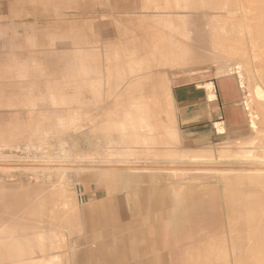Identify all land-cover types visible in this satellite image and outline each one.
Returning <instances> with one entry per match:
<instances>
[{"label":"rangeland","instance_id":"374dc122","mask_svg":"<svg viewBox=\"0 0 264 264\" xmlns=\"http://www.w3.org/2000/svg\"><path fill=\"white\" fill-rule=\"evenodd\" d=\"M30 1L31 0H0V171H1L0 172L1 173L0 182H2L5 186V187L3 186L4 188H1L0 191L1 192L9 191V205L2 207L1 209L2 211L1 210L0 211L4 212L5 209L6 211L7 209L9 210L10 207L14 206L13 205L14 203L18 204L19 202L18 205L15 204V207L19 206L20 201L22 199L18 201L19 200L18 197L23 196L25 194L23 198L25 197L24 198L25 201L26 202L28 201L32 205L29 204L30 205L29 206L28 203L25 204L21 202L22 205L24 204L22 207H20L21 205L19 206L21 209L24 210V212L21 210L22 211L21 214L24 213L23 215L24 216L26 215L25 217L29 216L30 214L32 218L35 216L37 212H38L37 214H40V213L42 214L43 211H39V208H38V205L40 207L41 205L38 204L37 202L36 203L38 205L35 204V202L31 203V201H29V198H31L32 195L30 196L28 194L32 192L30 190H33V193L31 194H33L32 197L35 196V193H36L35 187L37 188L36 182L37 184H39V182L44 183L43 184L44 187L46 186L45 184L47 183L49 184V187L50 185L55 184L54 185L55 188H52L53 187L52 186L50 188L51 190L49 189V192L51 191L50 193L48 192L47 189L44 190V191L47 190L46 191V193H48L47 196L50 194L47 199V203H49L48 201H50L54 204V202L56 201L55 200V197H56L58 202L62 201L61 202L62 204L60 203L61 206L59 204L60 206L59 207L55 202V204L57 205V208H55L57 210L56 212H54L55 204L53 205L51 203L52 206L51 204L50 206L49 204L48 205L44 204L43 206H46L44 207V209L49 207L48 209H46V211L48 210L47 214L49 213V209L53 208L51 209V211L54 213L52 214L55 217V215L59 214L60 213L59 211L63 209H64L63 211L65 212H67L66 210L68 209L70 210L71 207H73L72 205H74V207L72 208V211L73 210H74L73 212L78 211L77 213L79 214L78 215L79 221L78 219L75 220L77 223L74 221L73 225L72 223L71 225H69V228L68 226L59 227L56 225L57 226L56 231L52 235V236L56 235L57 238L56 237L54 238L56 239V241L59 240L60 243L57 241L58 243L56 242V244L58 245V247L53 249L49 254H56L57 257H59L61 264H71L72 256L70 254H75L73 264H76V261L78 259L76 258L77 254H100L99 251L95 250V248L100 247V246H103V247L107 246L110 249V251L108 252L106 251L107 254H123L119 258V262L121 264H124L125 262L126 263L129 262L130 264H144L145 260H147V264H172V263L176 264L178 260H179L177 262L178 264H187V261H188V264H192L193 263L192 261L187 260V259L191 260L190 256L188 257L187 255L186 256L181 255V256H176V257L171 258L170 256L171 254H158V248L160 246L159 240L155 241L152 235L159 232V228H162L165 230V224L161 222L160 220H166V219L170 220L169 219L170 214H168V212L170 211V208L166 209L168 204L167 205L165 204L163 207H160L161 204L163 203V200L165 203L166 202L168 203V201L163 198L165 196L171 195L170 194L171 188L174 191L175 190L179 191L178 194L176 193L177 196L180 193L183 194L184 193L183 191L187 190V189L183 190L185 188L184 186L179 187L181 186L182 182L185 186L187 185V182H184V179L186 181L189 178L187 177L188 178L187 179L183 177L187 169H188L187 173L189 172V170L194 169V168L202 169V170L204 169L205 174L209 172V171L206 172L207 170H211V171L214 170L216 173L211 172L210 174L209 172L210 175L206 174L208 176L207 177L208 180L206 179L205 181H207V183H210L209 185L213 184V182L215 184L218 182L217 183L218 190L216 189L214 185H213L214 186L213 188L217 191H220L219 193L221 196V200H223L222 205H221L223 207V211L225 210V208H230V205L224 201V193L225 191L227 192V190L229 189L228 187H230L228 185L231 183V186H232L235 183V180H236L235 176H238L237 173H239V175L241 174L243 175L247 171L249 173H252V171H250V168L252 169L253 167L249 168L248 165H253V164L248 163L246 165V163L248 161L251 162L252 160L256 161L257 159L260 162L262 158L258 156L257 158L255 157L256 155L261 154V152L264 154V150L263 149L260 150V148L262 147L260 140L264 142L263 141L264 139H262V136L264 138V135H263L264 134L263 133L264 132V103H262V105L260 103V102H264L263 101L264 100L263 99L264 98V87H263L264 79H262L263 82H261L260 78L259 80L257 79V77L260 76L259 73L258 74L255 73L256 75L252 76L254 79V81H252L253 83L246 81L247 79L249 80L248 77L245 78L246 80L242 79L241 77L242 74L239 76L238 73L239 72L241 73L242 70L247 72L246 71L247 69L249 71V68L247 66L244 67L246 70L244 69H240V71L234 70L232 73L227 72V74H220L218 73V71L212 70L211 75L208 76V75H205L203 72L199 74V78H190L189 80L177 82V83H173L171 79L167 80L166 77H165L166 80L163 79L166 82H168V86L171 84L172 87L170 86V88L173 90L174 95H175L174 97L176 100V108H175V113H174L175 115L173 113H170V115H171V119H173V117L175 116L176 117L175 119L177 122L178 101H181L183 97V93L181 90L183 89L191 90L192 100L190 102H194V103L199 102L198 104L201 107V110L203 111L206 110V112H211L213 109V106H215L216 104L215 103L216 92H215L213 82L221 78H224V77L232 78L233 81L239 85V90L240 92H242L240 100L242 101V104L247 111L246 135L243 138H240L236 141H227L226 132H225V129H226L225 123L221 120H216L212 125L214 127V132L216 135L213 137V141L212 140L210 141L211 143L209 142L206 144L205 150L201 151L200 154L196 150L188 151L182 148L183 146L180 143L181 139H175V140L169 139L168 142L166 141L165 144L159 143L157 146L155 145L151 146V143L149 142V140L145 139V143L144 144L142 143L143 146L138 147L136 150H135V147L132 145L131 147L128 145L127 147L125 146L126 147L125 149L121 147V144L123 143H121V140L119 141V134L115 132L114 134L116 136L114 138V141L118 143L114 147L110 146L111 148L110 147L106 148L103 145V143L105 142L106 144L107 142H111L113 141V138L111 137L109 138V140L103 138L105 141L103 139H102L103 141L98 140V139L94 140L93 134L96 132V134L98 135L100 134L99 136H101V131L104 134H107L105 133L107 130L104 131V129H107L108 125L106 128L104 125L102 126V123H103L102 119H104L103 117L105 116L103 114H106L105 112L109 107L114 106V102L117 103V101L115 100H116V97H118L119 93L117 90L115 91L114 95L112 94L113 96L111 97L107 96L108 95L107 87L109 86V82L107 83V81L108 79H111V78L113 79V77H117V75L112 76L108 73V71H106L107 70L106 68L109 67V65L107 66L108 58L106 60L103 54H107V52L109 51L112 52L113 50L117 52L116 49L122 46L121 50L118 49V54L119 52L121 53L120 54L121 60L120 58L117 57L118 61L114 59V61H112L111 63V59H109L110 61L109 63L113 64V66L110 65V67L112 66L111 68H113L112 70H116V69L118 70L121 68V66L124 67L123 65L124 62L123 64L121 63L122 60L124 61L122 57L123 56L130 57V54L133 53L129 50H125V51L123 50V48L129 45V44L127 45L126 42L128 41L127 38L128 39L131 38L129 37L131 35L130 34L122 35V33H125V32L128 33L127 31L129 30L125 29L124 30L125 32L121 30L122 33L120 34L121 28L118 27V24H117V28L119 29V32H117L118 29L115 26L114 27L116 28L115 29L116 31L113 30L114 27H112V25H115L113 24L116 21L115 19L117 18V21L119 19L118 17H116V14L119 13L118 11L119 10L123 11L125 9L127 10L128 6L124 5L122 0H106V2H104L105 0L104 1L101 0L103 3L102 2L100 3V0L98 1L97 0L95 1L87 0L88 3L83 0H81V2L80 0H78L75 2H77V4L78 2L80 3V6L82 8L80 12L76 11L77 10L76 8L78 7L76 4H74V1H73V3L70 5L76 6V7L73 6V8L71 7L76 12L72 11L71 8H69L70 9L69 12L71 11L72 12L71 14H68L69 12L67 13L68 9L66 6L67 11L62 12L61 14L59 13L60 10L57 9V3L55 2V0H51V1L49 0L48 3H50L51 5L47 4V6L48 7L50 6L51 8L49 9L48 7H46V9L41 8V10L44 9L46 11H49L51 14H45V12L43 13V10L42 12L41 10L40 12L39 10H36L37 5L44 7V5L40 4L41 1L39 3L38 2L39 0H32V3L34 5L37 4L36 7L32 5ZM184 1L177 0L178 2L177 3L178 6H177L176 0H150L147 8L144 7L141 11L146 10L147 12L148 11L156 12V7L155 8L153 7L151 9V5L154 6L156 4L157 12L154 13L155 15L150 12V14H153L152 17L155 16L153 17V19L158 18V17L160 18V16H163L162 18L164 17L166 18L169 12H174V15L178 14V12L181 11L179 6H183L181 7L183 9L182 11H185L188 8V6H191L188 8L189 10H186L184 12V14L186 15L188 14V16L190 15L191 18H196L194 16L197 15L198 19H201L203 16L201 11H203L204 7L203 8L201 6L200 8L192 7L194 6V2L197 0L195 1L190 0V2L192 3H188L189 1L186 2V0ZM199 1L201 0H198V2ZM204 1L205 0H203V2ZM211 1L209 0V2ZM232 1L234 0H231V1L222 0V2L219 0L217 1L215 0V2L214 1L212 2L214 3L213 5L210 3V5L205 6V9L206 7H208L209 9L208 8L207 9L210 10V12L208 11L209 14L211 13V16H214L212 15V13L214 14L213 11H216L218 8L224 11L225 7L223 6L226 5L227 2H229L228 4L232 3ZM236 1L239 2V0H235L234 2ZM246 1H247V4L248 3L252 4L254 3L255 0H252L253 2L250 0H246ZM85 2L87 5L85 4ZM98 2L100 5H98ZM179 2H183V5L182 3L180 5ZM219 2L221 4L224 3V5L222 4V7H221ZM243 2H245V0ZM256 2H258V0ZM262 2H264V0ZM104 3L105 5H101ZM186 3L187 5H185ZM204 3H206V1ZM215 3H218L221 8L216 7ZM211 5L213 6L214 10L210 9ZM33 6L35 7V9L33 8ZM68 7L70 6L68 5ZM148 7H149V10H148ZM175 7H179V8H175ZM193 8L196 11L199 9L200 13H198L199 11L196 13ZM104 9L107 11H109L110 9V11L112 10L113 12H115L114 9L118 11L116 14H114L115 16L112 15L113 13L110 14V11L107 12L108 13L107 15L110 14L109 18H107L108 16L105 15L106 13L102 14L103 17L102 15H99L100 12L102 13L103 11H105ZM205 9L204 11H207V9L206 10ZM219 9L215 12L216 13L215 15L221 16L223 12L221 11L222 13L220 14ZM78 10H80V7L78 8ZM126 10L123 11V13L126 12ZM193 10H194V13H193ZM211 10L213 11L211 12ZM187 11H189V13L190 12L192 13L189 14L187 13ZM73 12L76 13L77 16ZM207 13L206 15L208 18L210 15ZM119 14L121 15L122 12ZM164 14H167V15L164 16ZM192 14L194 16H192ZM198 14H201V15L198 16ZM69 15H72L75 18H72V16L69 17ZM85 16H89V17L87 18ZM110 16H114L116 18L113 17L114 19L113 20L112 17ZM188 16L186 17V20H188L187 19ZM205 16H203L204 18H202V20L206 18ZM210 18L214 19V17H210ZM251 18L252 20H255V24L253 23L255 29L250 28L251 25H253L252 20L249 19L250 23L247 22L250 24L249 29L250 30L253 29L251 33L252 32L254 33V30L260 31L261 28H263V30H261L263 32L264 22H256L259 20L255 19L254 17H251ZM213 19H210V20L212 21ZM112 20H113V23H111ZM224 20L222 18L223 22ZM214 21L216 20L214 19L213 22ZM88 22H91L92 24ZM164 23H167V22L165 21ZM256 23L258 24L263 23V25L262 26L259 25V28L256 29V26L258 25ZM104 24L105 26H103ZM155 24H156V21H155ZM240 27H242V25ZM150 30L151 29H148L149 32ZM112 31H115L117 33H114ZM256 33H259V32H256ZM10 34H14V38ZM116 34L118 36L121 35L119 36L120 38H118ZM73 35H74V38H72ZM122 36H125V37L128 36V37L125 39ZM106 38L111 39V42L110 40L107 39L111 47L107 48L106 45L104 44L105 42L103 40L104 39L106 40ZM107 40L106 42H108ZM117 40L119 41L121 45L118 43ZM112 41L115 44V45L113 44L115 46L113 50L111 49L113 48ZM230 41L232 45L234 46V47L229 48V49H233V52H232L234 53L233 56L237 55L241 59V55H244V53L246 52V50L244 51V45L240 46L241 40L239 38H233V39H230ZM101 42H104V43L101 44ZM117 44H119L120 46H118ZM148 44H151V45H148ZM148 44L147 43L146 45L144 44L145 47L149 46L150 48H153L155 46V44L153 43L154 46L152 47V42L151 43L148 42ZM102 45H104V47ZM106 48L108 50L109 49L111 50L108 51ZM110 52L108 53L109 55L107 54L108 56L106 57L110 56ZM122 52H123V56H122ZM94 53L97 56L95 58L93 57ZM131 55H132L131 57L132 60L131 58L127 57L129 61H134L137 59L134 53ZM133 55L135 57H133ZM230 55L232 57V58L230 57L231 58L230 60H233L235 57H233L232 54ZM243 57L244 56H242V58ZM235 59H237L235 61H237L238 63L235 62L234 60L232 63L234 64V67L235 65L239 64V67L237 66L239 70V68H242V66H244V63H245L244 58L241 59L243 60V63L241 62L239 58H235ZM115 60L117 61V63H120L121 65L120 66L119 64L116 65ZM128 60L126 59L125 63ZM137 60L139 61L143 59L138 57ZM137 60L135 61V63H137ZM151 60H149V62L150 61L153 62L152 64L156 63V61L160 62L159 60H157L156 57L152 58ZM143 61H139V63H142ZM239 61L241 62L242 66L240 65ZM147 62L148 61L146 60L145 64ZM38 63H39L40 69H38ZM98 63H100V65L97 67L98 70L100 71V74H95L93 71L95 69V66ZM154 66L155 67L153 69L155 70H159V69L170 70V69L176 68V67L172 68L170 64L166 65L164 68L158 67L157 64H154ZM215 67L220 68L219 66H215ZM250 69H252V67H250ZM108 70L111 73V69L109 68ZM139 72H141V70ZM245 72L243 73L244 77L245 75L248 74V73L246 74ZM143 73H145L144 70H143ZM247 76H249V74ZM148 85L150 86L151 84L147 83L145 85V88H144L145 94L151 89ZM157 85L155 86V88L157 87ZM256 85L258 86L260 85L262 86V88L261 87L258 88V86ZM254 87H256V90L261 92L260 94H262L263 96L259 95V92H258V95H259L258 97L257 94H255L256 91ZM106 96L110 98V99H106L107 101L104 99V97L106 98ZM260 97L262 101L260 100ZM198 98H200V100H198ZM258 100H260V102ZM258 102L260 104H258ZM108 111L110 110L108 109ZM170 115L168 114V112H166V115H162V117L166 120L167 119L169 120ZM84 117L86 119H84ZM81 118H82V121H80ZM96 118H100V119L102 118V119L100 120ZM50 119L54 121L51 122ZM88 119L95 120L96 122L94 121V126L98 125L96 126L97 128L98 127L101 128L102 126L104 127V128H101L103 130H99V129L97 130V128H93L95 129V131L93 130L94 133H92L91 131L92 129L90 125L91 123L90 124L88 123L89 121ZM48 120L50 121L49 122L50 124L47 123ZM85 120L87 122H84ZM98 122L100 124H98ZM89 127L90 129L87 130V128ZM159 128H160V125H159ZM178 130H179V127H178ZM178 130L172 127L171 129L168 130V133L174 134ZM255 136L259 138L258 139L259 141L257 140ZM45 140H47V142ZM106 140L108 141L106 142ZM238 141H240V143ZM244 141H245V144H244ZM254 141L257 142L258 144L255 143ZM71 143H72V146H69L71 145ZM246 143H248V145ZM260 144H261V147H259ZM73 145L75 146L73 147ZM173 146L175 148H173ZM120 147L125 150L121 149L122 150L121 151ZM239 147L241 148L243 147V149H238ZM93 148H95V151ZM130 148H131V151L129 152L128 150ZM244 149L245 151H247V153H245ZM152 150H157L158 153L160 152V154L158 155ZM151 151L154 153H152ZM255 151L256 152L259 151L260 153L259 152L256 153ZM104 152L106 154H104ZM108 152H109V155H111L112 159L108 157L109 156ZM121 153L123 155L126 154L127 157L125 155L124 156L121 155ZM251 153L255 155V157L254 156L248 157V155L250 156ZM46 154L48 157H46ZM190 155L192 159L190 158ZM104 157H106V159ZM166 157H168V159H165ZM103 158L104 160H102ZM99 159H100V162H99ZM67 160L70 162H68ZM89 160L90 161L96 160L100 164L96 163V161L94 162L95 164H93V162L91 164ZM105 160H109V161L113 160V161H119V162L122 160H128L131 163L129 162L127 163L126 161H124L121 163L117 162L119 164H116L114 162L115 165L112 164L111 166L110 164L109 166L108 165L106 166L105 164H109L111 162L109 163L106 162L104 164L103 161ZM132 160L134 161L137 160V161L132 162ZM194 160L195 162L200 161V164L198 165H202L203 167L201 166L197 167V163L193 162ZM41 161L44 163H42ZM79 161H81V163ZM190 161L191 163H193V165L195 164L196 167H194L190 163ZM261 161L264 162V160H261ZM82 162L83 163L86 162V164H83ZM87 162H89V164ZM203 163L205 166L203 165ZM191 165L192 167H190ZM68 168L74 169V170L70 171ZM78 168L79 169L80 168L82 169L91 168V169L84 171V172H80L78 171L79 170ZM115 168L122 169V171L119 172V175H122V176L120 177L119 175L116 176V171L112 170ZM64 169H67V170H64ZM94 169H101V170L95 171ZM107 169H111V170H107ZM123 169L124 170L133 169L134 171L129 172V171H124ZM52 170L54 172H52ZM76 170L82 173L81 175L87 173V176H91L86 179L84 178L83 181L80 183L83 184L82 187L86 191L87 187L92 186V184L96 182L94 183V186L95 184L98 186V188L95 187L96 191L98 190L97 194L93 192L95 190L91 192L89 191L87 192V194L86 192L84 193L83 189H82L83 191L81 190L82 187L80 188L79 183L75 182L77 181V179L79 182L78 177L80 176V173H73V172H77ZM97 172H100V173L103 172L102 173L103 179L102 180L100 179V181H99V177L98 179L94 177L97 175ZM59 173H60V176H59ZM200 173L202 174V172ZM55 174H58L59 177L56 176ZM76 174H79V176H75ZM106 174H109L107 178H105ZM4 175H7V176H4ZM71 176L73 179L71 178ZM195 176H196V173H195ZM81 177L82 176H80V178ZM203 177H200V178H203ZM216 177L217 179L215 180L214 178ZM60 178L62 180V184H61V181L59 180ZM195 178L199 179V177H195ZM202 181L203 179L200 182ZM233 181L234 183H232ZM55 182H58V183H55ZM203 182L201 183L202 185H203ZM42 183H40L41 185L40 187H43ZM75 183L80 188L79 190H77V187H76L77 185ZM33 184H35L36 186H31ZM61 185L62 186L65 185L64 186L65 190ZM209 185L206 184L205 186L208 187ZM40 187L39 189H43ZM71 187L74 189L75 192H73V189ZM91 188H94V187H91ZM60 189L62 190V192ZM37 190L38 188L36 189V191ZM68 190H71L69 191L71 192V195L75 194L77 191L81 192L79 193V196H78V193L74 195L73 200L75 201L72 202L73 203L72 205L69 203H71L73 197H70V193L68 192ZM129 191L135 192V195L134 196H131V194L127 195V201H125L126 202L125 203L126 207H125L124 201L119 198V194L122 193L123 195ZM92 192L95 194H92ZM171 192H172V195L173 194L176 195L175 192L173 191ZM82 193H83V199H82ZM41 194L42 193H40V197H41ZM26 195H28L29 197ZM15 196L17 197L18 200L15 199ZM26 197H28L27 200H26ZM68 197L71 200L70 202L68 200ZM13 199L15 200L13 201V203H11ZM32 199H34L33 201H35L38 198L37 199L32 198ZM58 199H60V201ZM65 199L68 201H64ZM35 205L37 206L36 209L30 208L31 206L35 208ZM75 205L77 206V210L75 208ZM66 206H69V208H66ZM109 206H110V209H109ZM112 206L114 207L113 209L115 210L112 209ZM27 207H29V211L33 213L36 211L35 214L27 212L28 211ZM63 207H65L66 210ZM13 209L17 211L15 212L16 215L19 214L20 211L16 210L17 208H13ZM12 210L9 211L11 212V214H12ZM25 211L28 214H25L26 213ZM72 211H68V213L70 214V212L72 213ZM224 212H225L224 214H226V210ZM23 215L21 216V218L23 217ZM44 215L46 214L44 213ZM88 215L92 216L91 221L90 220L86 221V216ZM106 215L107 216L110 215V217H107ZM30 216L27 217L29 219L28 223L30 222ZM47 216H50V215L48 214ZM38 217L36 218L34 217L33 220L35 222L37 221L38 223L40 222V224H38L37 222L32 223L33 222L32 219H31L32 220L31 223L35 225L38 224V226L41 227V230L45 231V233L47 232L45 228H48V230L50 228L53 231L55 230V225L53 226L50 225L51 224L50 221L45 219L46 221H48L46 222L44 219H42L43 221L42 222L43 225H42L41 219L39 218L40 220H37ZM11 218L12 217H10V221H8L9 224L12 223ZM7 220H9V218ZM24 220L26 221L25 223L27 225L28 224L27 220L26 219ZM22 221H21L22 225L19 224L20 227L25 225L24 221L23 223ZM44 222H46L47 226L45 225ZM31 223H30L31 226L28 225L29 227L27 229L29 230L30 234L32 232L35 234L34 231L36 230L38 232L40 231L39 233L36 231V235H40L41 233H43L40 230V228L37 229V226L35 225L32 226ZM48 224L50 226H48ZM75 225L79 226L80 228L79 227L76 228ZM71 226H72L71 229H73V231H71L72 234L71 232L69 234L68 230L70 229ZM116 226H118V228L120 229L119 230L120 233H118L117 230L115 229ZM62 227L63 229L67 228L68 230L66 229L65 231H63V229H61ZM31 228L33 229V231H31ZM57 228H60L64 233L60 229L57 230ZM76 229H79V230H76ZM19 230L20 229L18 228L17 231L20 232ZM57 231H60L61 234L58 235ZM62 233L64 235H62ZM37 237L38 236H36L35 238ZM119 245L123 248V250L114 251L113 247L119 246ZM37 253L38 252L33 253V254H37ZM231 255H230V260L235 254H233L232 257ZM173 258H176L177 260L176 259L173 260ZM172 260L175 262H173ZM88 261L89 263H91L90 259ZM233 262H234V258H233L232 263ZM200 264H203V263H200Z\"/></svg>","mask_w":264,"mask_h":264},{"label":"bare ground","instance_id":"6f19581e","mask_svg":"<svg viewBox=\"0 0 264 264\" xmlns=\"http://www.w3.org/2000/svg\"><path fill=\"white\" fill-rule=\"evenodd\" d=\"M40 1H41V3H40ZM70 1H72V2H70ZM73 1H74V4H76L78 8L80 7V10H78V8H76L77 9L76 11L80 12L82 10L80 3L78 2V4H77V2H75L78 0H55V2L57 3V9L60 10L59 13L62 14V12L67 11V9H68V11H67V13H68L70 11L69 8H71V7L73 8V6H75V5H72V6L70 5L73 3ZM83 1L87 2V0H83ZM97 1H96V3H97ZM102 1H104V0H102ZM102 1L100 0V3ZM122 1H123L124 5L128 6V9L127 10L125 9L126 12H124V13H123V11H125V10H123V11L117 10L119 13L122 12L121 15L119 13L116 14L117 11L115 9H114L115 12H113L112 10H111L112 11L111 12L110 11L111 7L109 5L110 14L111 13H113L112 15L116 14V17L119 18L117 21V18L114 17L115 15L110 16V17H112V19H113V17L116 18L115 20L118 22L117 23L115 21L116 23L115 22L113 23V20H114L113 19L111 21V23H113L115 25H112V27L115 26L117 28V24H118V27L121 28L120 34L125 29L129 30V31H127L128 33H126L125 31H124L125 33H122V35H124V34L125 35L126 34L131 35V36H129V37H131L129 39L127 38L128 36L127 37L122 36L125 39L127 38L128 41L126 43H127V45L129 44L127 47L123 48V50L124 51L129 50V51L133 52L135 54V56L137 57V59H138V57L142 58L144 61L143 60H139V61H143L144 63L143 62L139 63V61L136 58L135 59L137 60V63H135L136 60H134V58H133L134 61H129L128 58H131L132 57L131 54H133V53L130 54V57L127 56L128 57L127 58V57L123 56V52H122V56H123L122 59H124V61L122 60L121 63L123 64V62H124V64H123L124 67L121 66V68L118 70L117 69L112 70L113 68H111V67L113 66V64L109 63L110 62L109 59H111V63H112V61H114V59L117 60V57L120 58V60H121V57H120L121 53L119 52V54H118V49L121 50L122 46L120 48H117L116 49L117 52H116L115 50H113L115 47L114 46L115 44L112 41V47L113 48H111V49L113 51L110 52L109 50H111V49L108 50L107 48L111 47L110 43L108 41V40H110V42H111V39L106 38V40L108 39L107 40L108 42H106L105 39L103 40L105 43L101 42V44L104 43L106 45V47H107L106 49L110 52L109 57H106L109 55L108 54L109 52H107L108 55L103 54L105 56L106 60L108 58L107 66L109 65V67L106 68L107 69L106 71H108V73L112 76L117 75V77H113V79L111 78V79H108V81L106 80L107 83L109 82V86L107 87L108 91L106 90L108 92L107 96H109V97L113 96L115 91H117V90H118L119 95H118V97H116V100H115V101H117V103L114 102V106L108 108L110 111H108V109H107L105 112L106 114H103V115H105L103 117L104 119L101 118L103 120L102 126L104 125L106 128L108 125L107 129H104V131L107 130L105 132L107 134H104L101 131V136H99L100 134L98 135V134H96V132L95 133L93 132V130L95 131V129H93V128H97L96 126H98V125L94 126V121H95V120H93L94 118L88 119L89 120L88 123L89 124L91 123L90 124L91 129H92L91 131H92V133H94L93 134L94 136L92 135L94 137V140L98 139V140L103 141L104 140L103 138L108 139V140L111 137L113 138V141L107 142L108 140H106L107 143L106 144H105V142L103 143V145L106 148L110 147V146L114 147L118 143V142L114 141V138L116 136L114 134V132L119 134V141L121 140V143H123V144H121V147H123L125 149H126L127 145L130 147L132 145L135 147V150H136L138 147L143 146V144L145 143V139L149 140V142L151 143V146H153V145L157 146L159 143L165 144L166 141L168 142L169 139H173V140L180 139V132L178 130V125H177V122L175 119L176 117L174 116L175 115L174 114L175 108H176V100L174 98L175 95H174L173 90L170 88L171 84L168 86V82L165 81L166 80L165 77L167 78V80L171 79L173 81V83H177V82L189 80L190 78H199V74L203 73V72L205 75H208V76L211 75L212 70L218 71V73H220V74H227V72L232 73L234 70H236V71H240V69L246 70L244 67L247 66L249 68L250 72L248 71V69L246 70L247 72L242 70L241 73L240 72L238 73L239 76L242 74V76H241L242 79H245L246 77H248L249 80L248 79L247 80L245 79V80L247 82L251 83L252 81H254L252 76H255L256 75L255 73H257V74L259 73L260 76L257 77V79L259 80V78H260L261 82H263L262 79H264V31L262 32L261 30H263V28H261L260 29L261 32L259 30H257V31L254 30V33L253 32L251 33V31L253 29H255V27H254L255 20H252L251 17H254L255 19L259 20L256 22H264L263 21L264 20V2H262L263 0L262 1L258 0V2H256L257 0H255L254 3H252L253 1L250 0V1H252L251 2L252 4H250V3L247 4L246 0H245V2H243L244 0H242V1L239 0V2L238 1L234 2L235 1L234 0L230 4H228L229 2H227V4L225 3L226 5H224V3H222L224 5L223 7H225V10L223 11L222 9L218 8L220 11V14L223 12V14L221 16L215 15L216 14L215 12L218 9L216 11H213L214 9H213L212 5L214 3H212V2L213 1L215 2V0H213V1L210 0L211 2H209V0H205L207 4L204 3L205 1L203 2V0H201L199 2H198V0L197 1L191 0V1H195L194 6H192L194 8L195 7L200 8V6H201L202 8L204 7V9H205V6L210 5V3L212 4L210 6V9H213V10H211V12L212 11L214 12V14L212 13V15H214V16H211V13L209 14L210 10H208L209 8L206 7V9L208 8L207 11H204V9H203V11H204V13L205 12L207 13L209 11L207 14H209L210 16L208 15L209 17L207 18L206 13L204 14L203 11H201L203 16L206 15L205 16L206 18L204 20H202V18H204L203 16H202V18L200 17L201 19H198L197 15L194 16L192 14V16H194L196 18H191L190 15L188 16V14L187 15L184 14V12L186 10H189L188 8L191 6H188V8L185 11H182L183 9L181 7H183V6H179L181 11L178 12V14L175 13L176 15H174V12L167 11V12H169V14L168 15L164 14V16L167 15L168 17L166 16V18L165 17L162 18L163 16H160V18H159L157 16L158 18L153 19V17H155V16L152 17V15L157 12V5L156 4L155 5L153 4L154 6L151 5V9L153 7L154 8L156 7V12L148 11L149 12L148 13L146 10L141 11L144 7L147 8L150 0H140V1L139 0L138 1H136V0H122ZM187 1H189L188 3H192V2H190V0H186V2ZM219 1L222 2V0H219ZM224 1H226V0H224ZM30 2L32 3V0ZM38 2L41 5H44V7L38 6L37 4H36L37 5V7H36V5H34L33 3H32V5H34L36 7V10H39V12H40L41 8L46 9V7H48L47 4L51 5L50 3H48L49 0H39ZM42 2H43V4H42ZM80 2H81V0H80ZM86 2H85V4H86ZM104 2H106V0ZM177 3L178 2L176 0V4ZM179 3H180V5H181V3L183 5V2H179ZM67 4L70 7H68ZM217 4L218 3H215L216 7H220V5L222 7L221 3H220V5L218 4V6H217ZM98 5H100L99 2H98ZM101 5H105V3L101 4ZM185 5H187V3ZM190 5H192V4H190ZM34 6H33V8L35 9ZM66 6H67V9H66ZM106 6H108V5H106ZM177 6H178V4H177ZM179 7H175V8H179ZM185 7H187V6H185ZM216 7H214V8H216ZM37 8H39V9H37ZM48 8L50 9L51 7L49 6ZM72 8H71V10L75 11ZM42 10H43V13L45 12V14H51L49 11H46L44 9H42ZM42 10H41V12H42ZM148 10H149V7H148ZM194 10H193V13H194ZM200 10H202V9H200ZM109 11L105 10L102 13L101 12L100 13L98 12V13H99V15H102L105 13H106L105 15H107L108 14L107 12H109ZM190 11H191V9H190ZM198 11H199V9L197 11L195 10L196 13ZM71 12H69L68 14H71ZM150 12L153 14H150ZM96 13H97V11H96ZM187 13H189V11H187ZM190 13H192V12H190ZM198 13H200V11ZM74 14L76 15V13H74ZM109 15H107L108 16L107 18H109ZM200 15L201 14H198V16H200ZM70 16H72V15H69V17ZM89 16H85V17L88 18ZM187 16H188V18H187L188 20H186ZM215 16H217V17H215ZM218 16L220 19L218 18ZM102 17H103V15H102ZM210 17H214V19L216 21L213 22L214 19L210 18ZM72 18H75V17L72 16ZM209 18L213 19V20L211 21ZM222 18H223V20L225 19L224 22L222 21ZM249 19L253 21V22L251 21L252 24L254 23L253 25H251V27L249 24L250 23ZM179 20H181V21H179ZM155 21H156V24H155ZM165 21L167 23H164ZM174 21H175V23H174ZM247 22H249V23H247ZM88 23H91V22H88ZM111 23H110V25H111ZM105 24L103 26H105ZM256 24H258V23H256ZM241 25H242V27H240ZM247 25H248V27H247ZM259 25L262 26L263 23L262 24L259 23L256 26V29L259 28ZM115 27L113 28V30L116 29ZM249 27L253 28V29L250 30ZM99 29H101V28H99ZM148 29H151L150 32L148 31ZM96 30H97V28H96ZM248 30H250V31H248ZM115 31H112V32L117 33V32H119V29L117 32H115ZM256 32H259V33H256ZM119 36H121V35H119ZM119 36H118V38H120ZM72 38H74V35L72 36ZM233 38H239L241 40L240 46L244 45V51L246 50L245 53L243 52L244 55H241V59L244 58V62H245L244 66L241 65V62L243 63V60H241L240 57H238L237 55L233 56V54H234V53H232L233 49H229L231 47H234L230 41V39H233ZM148 42H150V43L152 42V47L154 46L153 43L155 44V46L153 48H150L149 46H147L149 48L145 47L146 43L148 44ZM118 43H119V41H118ZM107 44H109V45H107ZM119 44H117V45L120 46L121 44L120 45ZM117 45H116V47H117ZM139 45H140V47H139ZM141 45L143 48L141 47ZM148 45H151V44H148ZM102 46L104 47V45H102ZM95 53L93 55L94 58L97 57ZM230 54H232L233 57L239 58L241 60V62L239 61V63L242 66V68H239V70H238L239 64L235 65V67H234V64L232 62H233V60L235 61L237 59L234 58L233 60H230L232 58ZM135 56L133 55V57H135ZM242 56H244V57L242 58ZM155 57L157 58V60L160 61V62H158L155 60L156 63H154V64H157L158 67L164 68L166 65L170 64V66H172V68L173 67H176V68H173L170 70H167V69L155 70V69H153L155 66H154V64H152L153 62H151L152 61L151 59L155 58ZM126 59L128 61H126V63H125ZM116 60H115L116 65L119 64V66H120L121 64L117 63L118 60L117 61ZM131 60H132V58H131ZM146 60L148 61L147 63H149V64H147V63L145 64ZM149 60H151V61L149 62ZM235 62H237V61H235ZM99 65H100V63H98L95 66V68H97ZM110 65H112V66L110 67ZM215 66H219L220 68H216ZM250 67H252V69H250ZM109 68L111 69V73L108 70ZM139 69L141 70V72H139L140 71ZM143 70L145 71V73H143ZM244 72L246 74L248 73L249 76H247L248 75L247 74L244 77V74H243ZM96 74H100V71L98 69L96 70ZM109 74H107V75H109ZM163 79H165V80H163ZM250 79H252V80H250ZM147 83L151 84L150 86L148 85L151 89L145 94L144 88H145V85ZM250 83H249V85H250ZM259 83H260V81H259ZM156 85H157V87L155 88ZM256 86H258V85H256ZM259 87L262 88V86H260V85L258 86V88ZM254 88H255L256 92L254 90L253 91L255 92V94H257L258 97H259V95H262V94H260L261 92L256 90V87H254ZM155 90H157V91H155ZM258 92H259V95H258ZM107 96H106V98L104 97L105 100L110 99ZM261 97H260V100L262 101ZM260 100H258V101L260 102ZM259 102H258V104L261 103V105H262V103H264V102H260V103ZM110 108H112V109H110ZM166 112H168L169 115H170V113L174 114L173 119H171V115H170V119L169 120L167 119L170 123L162 117V115H166ZM84 119H86V118L84 117ZM96 119H100V118H96ZM50 121L52 122L54 120L50 119ZM50 121L48 120L47 123H49ZM80 121H82V118ZM104 121H106V122H104ZM84 122H87V121L85 120ZM98 124H100V123L98 122ZM172 124H174V125H172ZM159 125H160V128H159ZM102 126H101V128H104ZM172 127L178 131H176L174 134H172V133L169 134L168 130L171 129ZM54 128H55V126H54ZM101 128L98 127L97 130L98 129L103 130ZM88 129H90V127L87 128V130ZM86 138H88V137H86ZM258 139L259 138H257V140ZM262 139H264L263 136H262ZM45 141L47 142V140H45ZM59 141H60V139H59ZM240 141H238V142L240 143ZM260 141H261L262 147H264V145H263L264 142H262V140H260ZM255 143H257V142H255ZM244 144H245V141H244ZM246 144L248 145V143H246ZM261 144L259 145V147H261ZM241 145H243V144H241ZM69 146H72V143ZM74 146L75 145H73V147ZM121 147H120V150L121 149L125 150ZM262 147L260 148V150H262V149L264 150V148H262ZM173 148H175V147L173 146ZM93 149L95 151V148H93ZM238 149H243V147L242 148L239 147ZM96 151H98V150H96ZM128 151L130 152L131 148ZM152 151H154L158 155L160 154V152L158 153L157 150H152ZM244 151H245V149H244ZM154 152H152V153H154ZM257 152H259V151H257ZM43 153H45V152H43ZM172 153H173V151H172ZM242 153H243V151H242ZM245 153H247V151H245ZM104 154H106V153L104 152ZM118 154H120V153H118ZM108 155H109V152H108ZM121 155H123V154L121 153ZM124 155L127 157L126 154H124ZM253 156L255 157V155H253L252 153L250 154V156L248 155V157H253ZM257 156L261 157L262 158L261 160H264V158H263L264 154L262 152H261V154L256 155L255 158H257ZM46 157H48L47 154H46ZM106 157H104V158L106 159ZM108 157L112 159L111 155H109ZM104 158L102 160H104ZM190 158H191V155H190ZM165 159H168V157H166ZM184 160H186V159H184ZM195 160L193 162L197 163V167L198 166L203 167L202 165H198V164H200V161L195 162ZM259 160H260V158H259ZM261 160H260V162L258 161V159L256 161H253V160L251 162L248 161L246 163V165L248 163L253 164V165H248L249 168L253 167L252 169L250 168V171H252V173H249L248 171H247L248 173L246 171H244L246 173H244L243 175L242 174L239 175V173H237L238 176H235V179H236L235 183L233 181L232 183H234V184L232 186H231V183L228 185L230 187H228L229 189L227 190V192L225 191V193H224V201L230 205V208H225L226 214H224L225 210L223 211V207L221 206L223 200H221V196L219 193L220 191H217L218 190V188H217L218 182L216 184L213 182V184H211L212 185L211 186V185H209L210 183H207V181H205L208 177L206 174L210 175L211 172L213 173L215 171L214 170H212V171L207 170L206 172L209 171L210 174H209V172L205 174L204 169L202 170V169H195L194 168V169L189 170V172L187 173V170H188L187 169L185 174L183 175V177H185V178L188 177L191 180V182L187 178L188 180H186V181L184 179V182H187V185L185 186L182 182L183 185L181 184V186H179V187L184 186L185 188L183 190H185V189H187V190L183 191L184 192L183 194L180 193L177 196L179 191H177V190L174 191L171 188V191H173V192H175V194L176 193L177 194L172 195V192L170 191L171 195L165 196L163 198V199H166L168 201V203L167 202L165 203L163 200V203L161 204V206L159 205L160 207H163L165 204L166 205L168 204L166 209L170 208V211L168 212V214H170L169 215L170 220H168V219L160 220L161 222H163L165 224V230L162 228H159V232L152 235L153 239L155 241L159 240L160 246L158 248V254H171L170 255L171 258L176 257V256H181V255L182 256L187 255L188 257L190 256V258H191V260L190 259H187V260L192 261L195 264H200V263H203V264H205V263L206 264H231L233 261V258H234V262L232 264H234V263L235 264H264V167H263L264 162ZM95 161L96 160H94V161L92 160L90 162H91V164H92V162H93V164H95L94 163ZM124 161H126L127 163L128 162L131 163L128 160H122L120 162L119 161H113V160H110V161L105 160V161H103V163L105 164L106 162H108V163L111 162V163L105 164V165L109 166L111 164V166H112V164L115 165V163L119 164V163L124 162ZM136 161L137 160H135V161L132 160V162H136ZM68 162H70V161H68ZM79 162L81 163V161H79ZM99 162H100V159H99ZM99 162L96 161V163L100 164ZM117 162H119V163H117ZM42 163H44V162H42ZM87 163L89 164V162H87ZM127 163H126V165H127ZM190 163H191V161H190ZM83 164H86V162ZM98 164H96V165H98ZM191 164L193 165V163H191ZM192 165L190 167H192ZM203 165H204V163H203ZM129 166H130V164H129ZM193 166L196 167L195 164ZM208 166H210V165H208ZM4 168H2V169H4ZM90 169L91 168H89V169L80 168L78 171L84 172V171H87ZM64 170H67V169H64ZM69 170L72 171L74 169H69ZM94 170L98 171L101 169H94ZM107 170H111V169H107ZM112 170L116 171V176H118L119 172L122 171V169H117V168L112 169ZM78 171L73 172V173H80ZM124 171L133 172L134 170L133 169H126ZM52 172H54V171L52 170ZM200 172H202V174L203 173L204 174L202 175ZM60 173H59V176H60ZM102 173L97 172V175L94 177H96V179H98V177H99V181H100V179L101 180L103 179ZM195 173H196V176H195ZM197 173L200 175H198ZM81 174L82 173H80V176H82L81 178H80L79 174L75 175V176H79L78 177L79 182H78V179L75 182L79 183L80 188L83 185L80 182H82L84 178L86 179L88 177H91V176H87V173H85L83 175H81ZM7 175H4V176H7ZM55 175L58 176V174H55ZM61 176H63V175H61ZM107 176H109V174H106L105 178H107ZM120 176H122V175H119V177ZM195 177H199V179L195 178ZM200 177H203V178H200ZM71 178H72V176H71ZM62 179H64V178H62ZM202 179H203V181L206 182L205 183L202 181L203 185L201 184L202 182H200ZM214 179L216 180L217 177ZM59 180L61 181V184H62L61 178ZM74 180H76V179H74ZM74 180H72V181H74ZM40 183H42V182H39V184H37V182H36L37 188L39 190V191L37 190L38 191L37 192L36 191L37 188L35 187V192L37 193V195L34 192L35 196L38 199L35 196L32 197L33 194H31V193H33V190H30L32 192H30V193L28 192L29 193L28 195H30V196L32 195L31 198H29V201H31V203L35 202V204L38 203L41 205V207H40L37 204L39 211H43L42 212L43 215L41 213L37 214L38 212L35 214V212H36L35 210H34L35 211L34 213L29 211V207H27V209H28L27 212L35 214V216H34L35 218L39 216L37 218V220L41 219V223L43 222L42 219H44V220L46 219V220L50 221V223H51L50 225H52V226L55 225V230L53 231V230H51V228L49 230H48V228H45L47 231L45 233V231H42L41 227L38 226V224H40V222L38 223L36 221L38 224H36V225L32 224V223H36V222L33 220L34 217L32 218V216H30V214H29L30 222L28 223L29 219L27 217H29V216L25 217L26 215L24 216L23 215L24 213L21 214V212L22 211L24 212V210L20 208L24 205V204L22 205V203H25V204L28 203V205L30 204L28 201L27 202L25 201V199H24L25 197L23 198V196L25 194L24 195L22 194L23 196H19L20 198L17 195L19 200L15 196V199H17L18 201H20L22 199L20 201V205H21V206L19 205L20 207L19 206L15 207L16 203H14L13 204L14 206H12L13 208H17L16 210L20 211V212L18 211L19 214L16 215L15 212H17V211H15L12 207H10V208L7 207V208H9V210L7 209L8 212L6 211V209L4 212H1L2 207L9 205V191H6V192L0 191V210H1L0 211V264H61V261H60L59 257H57L56 254H49L53 249L58 247L56 242L57 241L59 242V240L56 241V239L54 238V237L57 238V236L55 234H54L55 236H52V235L56 231L57 226H59V227L60 226H63V227L68 226V228H69V225H71V223L73 225L75 220L78 219V221H79V218H78L79 214L77 213L78 211H75L77 214L75 212H73L74 210L72 211V208L74 207V205H72L73 204L72 202L75 201V200H73L74 195L76 193H78V196H79V193H81V192L77 191L75 194L72 193L73 195H71V192H69L71 190H68V192L70 193V197H73L72 201L68 197L69 202L71 201V203H69V204H71L73 207H71L70 210L69 209L66 210V208H69V206H66V208L63 207V208H65V210L67 212L63 211L64 210L63 209V210H61L62 212L59 211L60 213L56 214L55 217L53 215L54 213L51 211V209H53V208H51V209H49V213H48L50 216H47L48 210L46 211V209H48L49 207L44 209V207H46V206H43V205L49 204V206H50V204L52 202L48 201L49 203H47V199H48L50 194L47 196L48 193H46V191L48 190V192H49V189L52 186H53L52 188H55L54 187L55 184L54 185L52 184L49 187V184L47 183L48 185L45 184L46 185L45 187H47V188H45L43 186L44 183H42L43 187H40L41 186ZM55 183H58V182H55ZM94 183H96V182H94ZM94 183L92 184V186L87 187L86 191L84 190L83 187L81 188V190L83 189L84 193L86 192V194L89 191L91 192V191L95 190L93 192H95L97 194L98 190L96 191V188H98V186L96 184L94 186ZM206 184L209 185L208 186L209 188L205 186ZM36 185L33 184L31 186H36ZM213 185L216 187L217 190H215L213 188L214 187ZM3 186H4V184L2 182H0V189L5 187V186L4 187ZM64 186H62V187L64 188ZM23 187H25V186H23ZM39 187L43 188V189H39ZM76 187H77V190L80 189L78 187V185ZM91 187H94V188L96 187V188L94 189ZM45 189H47V190L44 191ZM64 190H65V188H64ZM18 191H20V190H18ZM22 191H23V189H22ZM22 191H20V192H22ZM61 192H62V190H61ZM73 192H75L74 189H73ZM93 192H92V194H95ZM38 193H39V195H38ZM40 193H42L41 197H40ZM69 193H68V195H69ZM18 194H20V193H18ZM28 195H26V196H28ZM61 195H63V194H61ZM45 196H46V198H45ZM55 196H53V197H55ZM28 197H26V200L28 199ZM32 198H35L37 200L33 201L34 199H32ZM15 199H13L11 203H13V201ZM60 199H58V200L60 201ZM82 199H83V193H82ZM52 200H54V199H52ZM55 200H56L55 202L58 206L62 202V201L58 202L56 197H55ZM68 200L65 199L64 201H68ZM23 201H25V202H23ZM44 201H46V202H44ZM15 202H17V201H15ZM55 202H54V204H55ZM18 204H19V202H18ZM18 204H16V205H18ZM52 204H51V206H52ZM56 204L54 205L55 206L54 212L57 211L55 209V208H57ZM61 204H60V206H61ZM67 204H68V202H67ZM10 205H12V204H10ZM30 205H32V204H30ZM30 208L36 209L37 206L35 205V208L31 206ZM75 208L77 210L76 205H75ZM113 208L114 207L112 206V209ZM60 209H58V210H60ZM109 209H110V206H109ZM11 210H12L13 216H12L11 212H9ZM113 210H115V209H113ZM68 211H72V213L70 212V214H69ZM27 212L25 214H28ZM44 213L46 215H44ZM14 214H15V216H14ZM22 215H23V217L21 218ZM36 215H38V216H36ZM10 217H12L11 218L12 223L9 224L8 221H10ZM8 218H9V220H7ZM23 218L27 220V223H28L27 225L25 223L26 221ZM22 219H23L25 225L20 227L19 224H21ZM31 219L33 220L32 223H31V221H32ZM23 221H22V223H23ZM48 221H46V222H48ZM46 222H44L45 225H46ZM30 223L32 224V226H34V225L37 226V229L40 228V230L44 233V235H43V233H41L40 235H36V231H37L36 229H35L36 231H34L35 234L33 232H32L33 234L32 233L30 234L29 230H27L29 227L28 225H30ZM42 225H43V223H42ZM50 225L48 224V226H50ZM43 227H45V226H43ZM63 227L61 229H63ZM75 227L77 228L79 226L75 225ZM75 227H73V228H75ZM18 228L20 229L19 230L20 232L17 231ZM32 228H31V231H33V229H34V228L33 229ZM71 228H72V226L70 227V229ZM59 229L60 228H57V230H59ZM66 229L67 228L63 229V231H65ZM70 229L69 230L67 229L69 231V234L71 231H73V229H71V230ZM76 230H79V229H76ZM59 232L60 231H57L58 235L61 234V232L60 233ZM63 233H62V235H64ZM76 233H78V232H76ZM71 234H72V232H71ZM29 235L31 237L32 236L33 237L31 238ZM34 235H35V237L36 236H38V237L35 238ZM63 241H64V239H63ZM62 247H63V245H62ZM10 252H11V254H10ZM36 252H38L39 254L38 253L33 254ZM229 254L230 255L235 254L234 255L235 257L234 256L232 257V255H231L232 259L230 260ZM174 259H176V258H173V260ZM180 261H182V260H180ZM173 262H175V261H173ZM177 262H176V264H178ZM187 264H188V261H187Z\"/></svg>","mask_w":264,"mask_h":264},{"label":"crops","instance_id":"0c3cea01","mask_svg":"<svg viewBox=\"0 0 264 264\" xmlns=\"http://www.w3.org/2000/svg\"><path fill=\"white\" fill-rule=\"evenodd\" d=\"M10 35L14 38V34ZM38 69H40L39 63ZM97 69L95 68L93 71L95 74ZM213 84L216 92V104L211 112L201 110L199 102H190L192 100L191 90H181L183 97L181 101H178L177 123L180 130V143L183 146L182 148L188 151L196 150L200 154L201 151L205 150L206 144L211 140L213 141V137L216 135L212 126L216 120H221L225 123L227 141H236L246 135L247 111L240 100L242 92L239 90V85L232 78L226 77L214 81ZM128 194L134 196L135 192L129 191L123 195L122 193L119 194V198L124 201V206L126 205L125 201H127ZM91 217L90 215L86 216V221H91ZM107 217H110V215ZM115 229L120 233L118 226ZM95 250L99 251L100 254H77L76 264H121L119 258L123 254H107L106 251H110L107 246H100L95 248ZM113 250L122 251L123 248L119 245L113 247ZM70 255L72 256L71 264H73L75 254ZM89 259L91 263H89ZM124 264L130 263L125 262ZM144 264H147V260H145Z\"/></svg>","mask_w":264,"mask_h":264}]
</instances>
